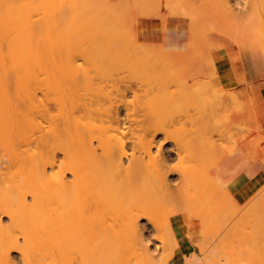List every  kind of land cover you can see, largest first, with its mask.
<instances>
[{"label":"bare ground","instance_id":"obj_1","mask_svg":"<svg viewBox=\"0 0 264 264\" xmlns=\"http://www.w3.org/2000/svg\"><path fill=\"white\" fill-rule=\"evenodd\" d=\"M104 1L0 0V264H168L173 250L182 248L169 218L179 215L181 209L178 221L196 231L204 221L197 217V212H203L204 208H199L194 198H200L201 203L202 193L208 190L199 185L213 164L202 163L204 153L216 147L226 150L236 143L232 132V136L227 134L232 143L225 139L228 146L222 145L225 134L218 129L219 116L215 129L210 128L215 116L213 109H204L201 97L197 96L199 80L206 78L197 75L200 73L197 68L205 64H198L200 56L201 59L206 54L210 57L209 53L218 46L231 44L234 67L242 71L246 63L255 70V75L264 76V0H247L249 3L245 0H200L198 5H201L194 6L196 9L186 0H173L170 5L168 2L172 0H137L144 9L141 17L145 8L148 12L144 16H150L157 5L159 10L153 13L154 17L157 14L161 29L153 31V18L140 20L142 34L137 43L131 42L136 46L130 47L136 49L135 53L132 50L133 54L129 45L125 46L129 51H124L122 36L118 37L120 32L116 33L117 28L111 25L115 22L108 20L111 24L107 25L99 21L102 16L99 18L95 14L98 20L93 17L92 9L106 7L108 1ZM121 2L120 9L115 4L116 10L110 3L109 10L113 7L118 12V16L111 19L130 12L132 21L134 11L121 10L125 9L124 0ZM161 4L169 9L163 11ZM175 5L183 10L176 9ZM117 9L124 13L119 15ZM173 9L179 14L172 13ZM131 25L134 27V22L128 26ZM122 26L124 29L126 25ZM147 29L151 31L145 34ZM124 31L127 30L120 35H125ZM129 34L123 35L125 39ZM133 34L129 35L130 39L132 35L131 40ZM191 35L195 45L202 41V52L206 54L193 55L194 47L201 44L191 46L190 43V49L187 43ZM151 39L163 41L162 46L155 50V42L151 44ZM207 40L215 41L207 44ZM149 44L153 50L146 48ZM214 62L215 59H211V68L218 78ZM135 66L149 74V71L157 73L158 77L154 73L156 78L148 82L150 86H144L148 90L142 88L138 92L130 86L132 82L125 85L128 83L122 81L124 71L128 76L129 71L136 75ZM184 69L188 74L177 78V72L183 76ZM164 70L174 71V83L168 77L171 73L161 75ZM188 87L195 88L189 115L184 100ZM128 92L134 97L133 101L136 100L135 104L138 93L142 95L143 92L148 97H143L142 114L138 111L141 115L138 118L142 117L140 122L135 117L137 111L133 107L136 105L131 107L126 101ZM175 94L182 100V105L175 109L155 105ZM227 118L232 126L250 131L243 125H236L231 114ZM127 121L135 124H127ZM227 121L224 119L225 123ZM225 123L222 125L227 129L228 123ZM175 124L180 125L179 128L190 124L188 132L192 135L187 133L178 143L169 130ZM157 134L161 135L159 139ZM239 137L237 143L246 140L245 134ZM254 143L256 152L262 156L260 162L257 161L259 168L264 170V147ZM172 154L174 164V159H170ZM221 154H217L216 159L222 157ZM218 179L215 182L219 185L214 182V186L221 185L222 190V182ZM257 182L242 190L239 202L248 207L246 211L241 208L243 213L237 212V218L230 213L231 218H236L234 220L229 219V215L223 218L222 215L227 214L223 208L227 204L226 208L231 209L229 205L232 204L236 212L242 205L234 206L236 195L231 189L223 188V192L215 187L217 192L213 190L216 193L213 194L215 197L219 194L215 198L219 207L215 206L222 210V213L217 212L220 229L215 235L216 242L206 243L209 246L197 244L199 252L186 257L185 264L193 260H199L198 264H264V182L262 187ZM251 189L254 190L249 194ZM182 196L191 199L178 201ZM173 201L182 203L174 205ZM165 202L167 205L163 206ZM168 202L173 203L169 206ZM188 202L194 210L197 207V212L191 210L192 207L188 209ZM151 205L167 211L156 214L148 209ZM171 205L176 207L171 209ZM177 206L180 207L177 209ZM106 219L113 241L103 244L97 231ZM165 237L171 242L170 246L166 245ZM163 244L169 250L165 253L167 249H163L165 255L160 257L157 254H162L159 250L165 246ZM99 247L100 255L93 257ZM182 252L185 254L184 249Z\"/></svg>","mask_w":264,"mask_h":264},{"label":"rangeland","instance_id":"obj_2","mask_svg":"<svg viewBox=\"0 0 264 264\" xmlns=\"http://www.w3.org/2000/svg\"><path fill=\"white\" fill-rule=\"evenodd\" d=\"M106 1H108V3L106 4V7L103 5V6H101V7H99L101 10H102V12L104 11V13L103 14H99V13H101L100 11V9L99 10H97V9H95V8H98V7H96L95 6V8H94V10L92 9V11H93V13H94V18H96V16L98 17L99 15L100 16H102L101 18H100V16H99V18H100V20L99 21H101V22H103V23H106L107 25L108 24H111L112 22H115V23H113V24H111L112 25V27L114 28V26H115V29L117 30L116 31V33L118 32H120V34L121 33H123L122 31L123 30H127L126 32L124 31V33H125V35H127V34H129V29H130V27L132 26L133 27V25H131L130 27L128 26V25H130L131 24V22H134V29L131 27V30H132V33H131V31H130V34H135V36H134V34H133V36H134V38H133V40H131L132 39V35H131V39L129 38L130 36V34L126 37V39H125V35L124 34H122V35H120V34H117V36L118 37H120V36H122L120 39H121V41H122V46L124 45V43H125V45H124V51L125 52H127V51H129L128 50V48H127V50H125L126 49V47L125 46H128L129 48L130 47H132V46H135L134 45V43H137V40L139 39V37H140V35L142 34V32L140 31V28H139V22H140V20H145L146 19V21H148V19L149 18H153L154 19V24H153V31L154 32H157L158 31V29L160 30L161 28H159L160 27V25H159V23H158V19H156L157 17V14H155V17H154V13L153 12H155V13H157V11L159 10V8L157 7L156 8V4H155V11H154V7H153V10L152 9H150V12H152V14H150V16L149 15H146V16H144V14L145 13H147L148 11L146 10V8H145V13L142 15V17H141V14L143 13V11H144V9L141 7L142 5H140V4H138V1L137 0H134V1H132V5H131V1L129 0V2H127V0H126V2H125V0H124V5H125V9H124V7H122V9L121 10H124V12L125 11H134V12H132L133 13V20L131 21V18L132 17H130V12H128L127 14H129V15H125V14H122V13H124L123 11H121V10H119L120 9V7H121V4H119V3H123V2H121V1H123V0H119L120 2L117 4V2H118V0H113V1H116V2H114L113 3V1L112 0H105L104 2L106 3ZM109 1H111L110 3H112L113 4V7L114 6H116L115 4H117L118 5V7H119V9H117V11H119V15H120V13L122 14V16H128V17H126L127 19H124L125 17H123V20L121 21V17L119 16V18L118 17H116V18H114V19H111L113 16L115 17V15L116 16H118V12L116 13V9L115 8H118V7H114V9H113V7H112V10L113 11H115V13L114 12H111L110 13V11H112V10H109L111 7V4L109 3ZM166 1H168V0H165V2ZM175 1V0H174ZM177 1V0H176ZM175 1V2H176ZM182 1V0H181ZM187 2L188 1H190L191 2V4H189L191 7H194L195 5L197 6L198 4H199V2H200V0H186ZM246 2H247V0H245ZM154 2H155V0H154ZM153 2V3H154ZM171 2H173V0L172 1H169L168 2V4L170 5L171 4ZM174 2V3H175ZM184 2V1H183ZM189 2V3H190ZM202 2V1H201ZM104 3V4H105ZM125 3H129L130 4V8H128V7H126V4ZM149 3V2H148ZM174 3L172 4V6H174ZM179 3V2H178ZM177 3V4H178ZM180 3H182V2H180ZM247 3H249V1L247 2ZM109 4V5H108ZM136 4V5H135ZM151 4V3H150ZM149 4V6H150V8H151V5ZM163 4V3H162ZM162 4H161V6H162ZM120 5V6H119ZM146 5H148L147 3H146ZM154 5V4H153ZM159 5V7H160V4H158ZM166 5V4H165ZM179 5V4H178ZM185 4L183 3V6H184ZM201 5V4H200ZM200 5H198V6H200ZM109 6V7H108ZM128 6V5H127ZM133 6V7H132ZM176 6V5H175ZM180 6V5H179ZM187 6H188V4H187ZM186 6V7H187ZM102 7H103V9H102ZM107 8L106 10H105V8ZM137 7V8H136ZM141 8L140 10H138V8ZM143 7H147V6H143ZM181 7V6H180ZM127 8L128 9H131V10H127ZM162 8H164L163 6H162ZM167 8L168 7H165L164 9H163V11L166 9L167 10ZM173 8H175V7H173ZM177 8H179V7H177L176 6V9ZM182 8V7H181ZM181 8H179V10H183V9H181ZM195 9H196V7H194ZM194 8H192L193 10H195ZM148 9V8H147ZM169 9V8H168ZM185 9V8H184ZM189 8L187 7V11H189L188 10ZM192 9H191V11H192ZM107 10H109V11H107ZM143 10V11H142ZM149 10V9H148ZM152 10V11H151ZM171 10V9H170ZM174 10V9H173ZM197 10H198V8H197ZM99 11V12H98ZM138 11H139V13H138ZM147 11V12H146ZM175 11H178V10H174V12H172V13H176ZM190 11V12H191ZM97 12V13H96ZM109 15V18H107L108 17V15H106V13ZM149 12V13H150ZM167 12V11H166ZM169 12V11H168ZM196 12H198V11H196ZM114 13V14H113ZM132 13H131V15H132ZM141 13V14H140ZM148 13V14H149ZM187 13V12H186ZM95 14H97L96 16H95ZM111 14V15H110ZM113 14V15H112ZM138 14L140 15V16H138ZM177 15L179 14V12H177L176 13ZM188 14V13H187ZM103 15H105V17L103 16ZM181 15H182V13H181ZM111 16V17H110ZM151 16H153V17H151ZM183 17H185L184 15H182ZM98 18V19H99ZM106 18V19H105ZM129 18H130V20H129ZM144 18V19H143ZM97 19V18H96ZM97 19V20H98ZM103 19V20H102ZM117 19V20H116ZM120 19V20H119ZM108 21V20H110V22L108 23V22H105V21ZM116 20V21H115ZM126 20V23L124 22ZM128 20V21H127ZM197 20V19H196ZM117 21H119V24L120 25H118V24H116V23H118ZM185 21H187L188 22V20H185ZM121 22H122V24H123V26H122V24H121ZM124 22V23H123ZM129 22H130V24H129ZM133 24V23H132ZM124 25H126L125 27H124ZM119 28H118V27ZM121 26L122 27H124V29H122L121 28ZM128 27V29H125V28H127ZM121 29V31H119ZM133 30H135V32L133 31ZM139 31H140V33H139ZM149 31H151V30H145L144 31V33L145 34H147V33H149ZM127 33V34H126ZM124 35V36H123ZM193 38V36L191 35L190 36V38ZM196 36H194V38H195ZM128 38V39H127ZM190 38L188 39L189 40V43H187V46L188 47H190V49H191V46H199L200 44H201V46H199V47H194V49L193 50H197V52H195V51H193V55H194V53H198L197 55H200L201 54V52H202V50L204 49V45H203V43H201L202 41H198L199 42V44L197 43V40L196 39H198L197 37H196V45L194 44L195 42H193V39L191 38V40H190ZM126 41H125V40ZM130 39V40H129ZM188 40H187V42H188ZM194 40V41H195ZM124 41V42H123ZM128 41V42H127ZM134 42V41H136V42H134L133 43V45H131L132 43L131 42ZM155 42V43H153V42ZM191 41V42H190ZM150 42H151V44L153 43V46H154V49L156 50H158V48H160L161 46H162V44H163V41H158V40H154V39H151L150 40ZM149 42V43H150ZM159 42H160V44H159ZM214 42V40H207L206 41V43L207 44H210V43H213ZM190 43H191V46H190ZM193 43V44H192ZM151 44H149L150 45V47H149V45H147V49L148 50H153V49H151V48H153L152 47V45ZM159 44V47L157 46ZM155 46H157V47H155ZM136 47V46H135ZM135 47H133V48H135ZM133 48L130 50V52H131V54H133L132 53V50H133ZM201 48V49H200ZM233 46L231 45V44H223V45H221V46H218L217 48H216V50H223L224 51V53L228 56V62H229V65L232 67V68H234V65H233ZM135 50L136 49H134L133 50V52L135 53ZM187 50H189V49H187ZM190 51V50H189ZM204 51V50H203ZM129 52V53H130ZM200 52V53H199ZM212 52H213V50L209 53L210 54V57L209 56H207V54L205 53V52H202L203 54H206V55H204V58H202L201 59V56H200V60H202V61H198V64H204L203 65V67L200 65L197 69L198 70H200L198 73L199 74H197L199 77L198 78H200L201 76L202 77H204V76H206V78L204 77V79L203 78H201L199 81H201V85L200 84H198L197 86H199L198 88H199V91L197 92V96L199 95L200 97H201V103H202V107L204 108V109H208V108H211V109H213V113H214V120H212V121H210V128L211 129H215V126H216V121H217V117H218V119H219V121H218V123L220 124L219 125V127H218V129H220V131H221V133L223 134H225V136H224V142L222 141L223 139H221L220 141H222L223 142V144L222 145H224L227 141H229L228 143H232V142H230L232 139H231V136L233 135L232 134V132L234 133V136L232 137V138H234L233 140H234V143H235V145L234 144H232V147H229L227 144H225V145H227L228 146V148L229 149H226V150H223V149H216L215 148V150H213L212 152H210V151H208V152H205L204 153V158L202 159V163L204 164V165H208L209 163H213L211 166H209L210 167V171L207 173L208 175H204V177L202 178V180H201V182H200V184L199 185H201V187L202 186H204V188H205V186H206V188L208 189V190H206V191H204L203 193H202V195H201V198L203 199L202 201H201V203H202V205L203 206H201L200 207V205H201V203H200V198L197 200V196H195L194 198H195V200L197 201V202H199V204H197V205H199V208H204V209H202V211L203 212H200V210H199V212L201 213H199V212H197V207H195L196 206V203H195V200H194V198L192 199L193 200V205L195 204V210H194V208H193V205L191 204L192 203V201H191V203H189L188 202V209H190L191 207V210H194V211H196L197 212V215L199 214V216H201V217H199V216H197L199 219L200 218H202L201 220H204L203 221V224L202 225H205L204 224V222H206V225L205 226H203V227H201L200 226V228H198V231H196L194 228H188V227H186L185 225H183L181 222H179L178 220H179V215L181 214V212L183 211V210H181L180 209V211L181 212H179L180 214L179 215H177V216H171L170 218H169V222H170V226L173 228V231L175 232V236H176V238H177V240H179V242H180V246L182 247V248H185L184 249V253L185 254H183V252H182V248H179V249H174L173 250V253H172V255H171V257L169 258V261H168V264L170 263V262H172L176 257L177 258H179V262L181 263V264H185V258L186 257H188L190 254H192V253H194V255H196V253H198L199 252V248H200V246L198 247V245L197 244H201L202 246H205V245H207V244H209V243H213L214 244V242H216V240L214 241V239L215 238H217V237H215V235H218V232H219V229H220V223H219V215H218V213L219 212H221L222 210H218V205L215 203V202H217V201H215V198H218V196H219V194H218V196H216L215 197V195L214 194H216L215 192H217V188H215V187H218L217 185L216 186H214L215 185V183L216 184H218L217 182H215V180H217L218 178V180H220V182H222V183H220V184H222V190L220 189V186L218 187L219 188V190H221V191H223V188H224V190H225V188H227L228 190L229 189H231L232 191H233V194H235L236 196H235V207H236V205L239 207L240 205H242L241 207H239L240 209L242 208L243 209V211H246L247 209V204L249 205V203H247L245 206H247L246 208L244 207V204H242V202H239L240 201V199H239V197H240V195H241V192H242V190L245 188V186H247V185H252V183L255 181V182H257L258 180V186H260L261 185V187L264 185L263 184V182H264V170H260V168H259V163L258 162H260V160H261V158H262V156L259 154V153H257L256 152V147H255V143L254 142H258V144H259V146L261 145L262 146V148L264 147L263 145H264V138L262 137V135H263V133L259 130V129H252V128H248V129H250V131L248 130H242V129H239V128H236V127H234V126H232L227 120H226V118L231 114L232 116H233V112L235 111V110H237L238 109V102H239V98H238V96H237V89H238V87H236L237 85H239L241 82L236 78L235 80H233L229 85H224L223 83H219L218 82V80H217V78L215 77L216 76V73H213L212 71V68H211V59H215V62H216V58L214 57V56H212ZM194 55V56H196L197 57V55ZM199 58V57H198ZM206 59V60H205ZM210 60V61H209ZM206 61V62H205ZM210 64H209V63ZM215 62H214V64H215ZM137 66H135L134 68H133V72H136V75L134 76V74H132V71H129V72H131V74L129 73V76H128V74H126L125 72L126 71H124L123 72V74H122V81L124 82V80H125V82H127L128 84H126L125 83V85H129V83L130 82H132V83H130V86L133 88V89H135L136 91L138 90V92L139 91H141L140 89H142L143 88V90L144 89H146V90H148L147 88H148V85L150 86V84H148V82L149 83H151L153 80H151L150 81V79L152 78H156L153 74L154 73H156V72H153L152 73V71H149L150 72V74L149 73H146L147 72V70H143L141 67H140V69H139V67H137L138 69H137V71L139 72H137L136 70L134 71V69L136 68ZM203 69H202V68ZM205 67V68H204ZM208 67V68H207ZM202 69V70H201ZM205 69V70H204ZM185 70V69H184ZM216 70V69H215ZM144 71H146V72H144ZM186 71V72H185ZM184 72H182L181 74L183 75V76H180V73L179 72H177V74H176V76H177V78H179V77H185L187 74H188V72H187V70H185ZM196 71V70H195ZM142 72H144V74H146V75H144V74H142ZM163 72V73H162ZM161 72V75L163 76H165V74H169V73H171V74H169L168 75V77H170V81H172V79L174 80V81H172V83H174L175 82V79H176V76L175 77H172V75L174 76L175 74H174V71H173V73L171 72V71H162ZM164 72H166V73H164ZM203 72H205V73H203ZM127 75H125V74ZM141 73V74H140ZM176 73V72H175ZM203 73V75H201ZM209 73V74H208ZM137 74H140V75H137ZM184 74H185V76H184ZM206 74V75H205ZM213 74V75H212ZM141 75H142V77H144V76H148L147 78H142L141 77ZM149 75H150V77H149ZM156 76H157V73L155 74ZM210 75V76H209ZM139 76H140V79H141V82L139 81L140 79H139ZM125 79H124V78ZM134 77V79H132V78ZM135 77H137V78H135ZM158 77V76H157ZM168 77H167V79H168ZM127 78H129V79H127ZM149 78V79H148ZM166 78V77H165ZM208 78V79H207ZM260 78V80H258V82H257V86L258 87H262V88H264V76H260L259 77ZM137 81H136V80ZM203 79V80H202ZM133 80V81H132ZM208 80V82H204V81H207ZM262 80V81H261ZM147 81V84L145 83V82ZM169 81V80H168ZM169 81V82H170ZM203 81V82H202ZM122 82V84H124ZM133 82H134V84L136 85V87L134 86V84H133ZM260 82V83H259ZM199 83V82H198ZM132 84V85H131ZM138 84V85H137ZM140 84H145V85H140ZM170 85H172L171 83H170ZM141 86V87H140ZM147 87V88H145V87ZM173 87V86H172ZM139 88V89H138ZM194 92H195V88H193V87H188V88H186L185 89V91H184V93L186 94L185 95V101H186V103H187V115H189L190 113H191V110H190V107H191V103H192V101H193V98L195 97L194 96ZM126 96H129V99L127 100V98H126V101L127 102H130L131 104H130V106L131 107H133L134 105H136V106H134L133 108L135 109L134 111H137V113L136 112H134V113H136L135 115V117L139 120V122L141 121V118H138V117H140L141 115H140V112H141V114H142V108H143V104H144V102L142 103V101H145V98L143 99V97H146V98H148L147 96H144L143 95V92H142V95H140V93H138V95H136L137 96V98H135V99H137V104L138 103H140L141 105H139L138 104V106H137V104H135V103H133V102H135L136 100H134L133 101V99H134V97L131 95V93H130V95H129V92H128V94L126 93ZM130 96L132 97V99L130 98ZM141 96V97H140ZM177 96V97H176ZM179 96V94L178 95H173V96H169L168 98H166L165 97V99L163 98V99H161V100H159L157 103H155V105H158V106H160V107H162V108H166V109H169V110H171V109H175L176 108V106L177 105H182V100L180 99V97H178ZM196 96V97H197ZM139 97L141 98V99H143V100H141V99H139ZM181 100V101H180ZM132 101V102H131ZM138 101H141V102H138ZM181 103V104H180ZM134 104V105H133ZM140 106V107H139ZM130 107V108H131ZM136 107V108H135ZM133 108H131L132 110H133ZM139 109V110H138ZM141 110V111H140ZM138 111H140V112H138ZM139 114V116H137ZM222 119H223V121H222ZM224 119H225V122L227 121V123H228V126H226L227 125V123H225L224 122ZM228 119V118H227ZM138 120H136L137 122H138ZM220 120H221V122H220ZM128 122V121H127ZM126 122V123H127ZM130 123H132L133 125L135 124V123H133V122H131V121H129ZM129 122L127 123V124H129ZM149 122V121H148ZM147 122V123H148ZM222 122H224L226 125V127H227V129L225 128V127H223V125H224V123H222ZM140 124V123H139ZM150 124V123H149ZM223 124V125H222ZM230 124V125H229ZM236 124V123H235ZM236 125H238V124H236ZM179 126L180 125H177V124H175V126H171L170 128H169V130H170V136L172 137V139H174V140H176L177 142L180 140V142H182V138L183 137H187V133H189V135L191 134L192 135V133L191 132H188L190 129V124L188 125V124H185V126L183 127V128H179ZM223 127V129H222V127ZM231 126V127H230ZM139 127V126H138ZM138 127H136V128H138ZM228 128H229V130H228ZM189 129V130H188ZM232 129H234V130H232ZM228 130V132H226ZM232 130V131H231ZM240 130V131H239ZM137 131H139V129L138 130H135V132H137ZM247 133V134H249V135H251V136H247V134L245 133V132ZM236 132H238V134L236 133ZM239 132H241L242 133V136H244V134H245V137H246V140H244L242 143L241 142H238L237 143V141H239L240 140V135H241V133H239ZM244 132V133H243ZM250 132V133H249ZM252 132V133H251ZM257 132H258V134H257ZM139 133V132H138ZM138 133H135V134H138ZM141 133V132H140ZM236 133V134H235ZM227 134H231V136L230 135H227ZM255 134H257V135H255ZM262 134V135H261ZM158 136H156V138H160L161 137V135L160 134H157ZM226 135H227V137H226ZM229 136V137H228ZM257 136H258V138H260V139H258L257 138ZM185 137V138H186ZM238 137V138H237ZM262 137V138H261ZM184 138V139H185ZM230 138V139H229ZM225 139L227 140V141H225ZM229 139V140H228ZM239 139V140H238ZM249 139V140H248ZM261 139H263V140H261ZM236 140V141H235ZM248 140V141H247ZM260 140V141H259ZM217 142H219V140L217 141ZM222 142H220V143H222ZM246 142H248V143H246ZM179 143V142H178ZM219 144V143H218ZM217 144V145H218ZM247 144V145H246ZM220 145V144H219ZM219 145H218V147H219ZM230 145V144H229ZM249 145V146H248ZM250 145H251V147H250ZM221 146V145H220ZM226 146V147H227ZM234 146V147H233ZM260 146V147H261ZM225 147V148H226ZM249 147V148H248ZM252 148V149H251ZM217 150H222V152L223 151H225L224 153V155L223 154H221L222 152H220L219 153V151L217 152ZM229 150V151H228ZM250 151V152H249ZM253 151V152H252ZM251 152H252V155H251ZM217 154L219 155V154H221V155H223L222 157H217L218 159H216V156H217ZM250 156V158H248L249 156ZM256 157H255V156ZM243 156H246V158L244 159V160H241V158L243 157ZM254 156V157H253ZM258 158H260V159H258ZM170 159H171V161H172V159H174L173 161H172V164H174V161H175V156L172 154L171 156H170ZM216 159V160H215ZM251 159V160H250ZM250 160V161H249ZM213 161H215V162H213ZM258 161V162H257ZM176 162V161H175ZM212 168V169H211ZM214 172H213V171ZM247 171V172H246ZM213 173L218 177V178H215L216 176L215 175H213ZM215 176V177H214ZM240 176V177H239ZM258 177V178H257ZM215 178V179H214ZM255 178V179H254ZM247 179V180H246ZM252 180V181H251ZM243 181V182H242ZM249 181H251V182H249ZM215 182V183H214ZM263 184V185H262ZM219 185V184H218ZM238 187V188H237ZM213 188H215V189H213ZM237 188V189H236ZM204 190V189H203ZM210 190V191H209ZM213 190H215V192H213ZM236 190V191H235ZM254 190V189H253ZM252 189L251 190H249V194H251V191H253ZM221 191H220V193H221ZM224 192V191H223ZM239 192V193H238ZM214 193V194H213ZM183 196H186V194L185 195H183ZM180 197V199H183V200H180V199H178V201H183L184 202V199L186 200V199H188V201H189V199H191V197L189 196V198L188 197H186V198H184V197ZM220 196H221V194H220ZM227 197V196H226ZM219 198H221L222 199V197H219ZM225 198V197H224ZM217 200V199H216ZM223 200V199H222ZM227 200V199H226ZM226 200H224V201H226ZM178 201H175V202H177L176 203V205H179L180 203H182V202H179V204H178ZM220 201V200H219ZM174 202V201H173ZM172 202V203H173ZM175 202H174V205H175ZM186 202V201H185ZM169 203H171V202H168V204ZM171 203V204H172ZM218 203V202H217ZM221 203H222V201H221ZM228 203V202H227ZM232 203V202H231ZM162 204V203H161ZM184 204V203H183ZM191 206H190V205ZM224 204V203H223ZM167 205V202H165V205H164V203H163V206H166ZM181 205V204H180ZM218 206V207H216V206ZM227 205V204H226ZM226 205H225V208H223L222 206V208H223V210H225L226 211V213L227 214H225L224 213V211H223V214H225V215H222L223 216V218H225L226 216H228L229 215V217L230 216H232L233 214L235 215H233V217H236V216H238V215H236L237 214V212L238 213H243V211H242V209L241 210H239V208L238 209H236L235 211L236 212H233V210L235 209L234 207H233V205L231 204V205H229V207L230 206H232L231 207V209L232 208H234V209H232V212L230 211L231 209H227L226 208ZM162 206V205H161ZM169 206H170V204H169ZM169 206L167 207V208H169ZM173 205H171V209L174 207H176V206H173ZM184 206V205H183ZM183 206H181L182 208H184L185 206H187V205H185L184 207ZM180 206H177V209L179 208ZM217 209H216V208ZM244 207V208H243ZM165 208V207H164ZM166 208V209H167ZM150 211H153V212H156V214L157 213H159V212H161L162 210H164L162 207H159V206H153V205H151L149 208H148ZM165 209V210H166ZM170 209V208H169ZM186 210H188L187 208H185ZM184 209V210H185ZM215 209L217 210V211H215ZM245 209V210H244ZM191 210H189V211H191ZM167 211V210H166ZM165 211V212H166ZM214 211H215V213H214ZM242 211V212H241ZM164 211H162V213H163ZM164 212V213H165ZM185 212V211H184ZM218 212V213H217ZM192 213V212H191ZM222 213V212H221ZM229 213V214H228ZM230 213L232 214V215H230ZM194 215H196L195 213H193ZM218 215V216H217ZM242 215V214H241ZM240 216V215H239ZM229 218V219H236V218ZM205 218V219H204ZM207 218H208V220H207ZM219 218V219H218ZM207 220V221H206ZM218 223H219V225H218ZM164 229H165V227H163ZM217 228V229H216ZM200 229V230H199ZM215 229H216V231H215ZM177 231V232H176ZM167 236V235H166ZM97 237H98V239L99 240H102V243L103 244H106V243H108L109 241L111 242V241H113V238H112V236H111V234H110V230H109V228H108V220L106 219L105 220V223H104V225H103V227L100 229V230H98L97 231ZM166 238V237H165ZM167 239H168V237L165 239L166 241H165V243H166V245H168V243H169V245L168 246H170V241H169V239H168V241H167ZM211 241V242H210ZM214 241V242H213ZM207 243V244H206ZM213 244H209V245H213ZM165 244H163V246H164ZM165 245V246H166ZM209 245H207V246H209ZM164 246V247H165ZM162 247V246H161ZM160 247V248H161ZM164 247H162V250L160 249L159 251H162V254H157V255H161L160 257H162L163 255H165V253H167L168 252V247L166 248H164ZM163 249H167L166 251L165 250H163ZM181 249V250H180ZM164 251H165V253H164ZM188 252V254H186ZM100 253H101V248L99 247L95 252H94V254H93V257H98L99 255H100ZM164 253V254H163ZM160 257L158 258V256H156L155 258H157V260L158 259H160ZM156 260V259H155ZM200 260H201V258H200ZM198 261L199 260H193V261H191V264H198ZM121 264H124V263H121Z\"/></svg>","mask_w":264,"mask_h":264},{"label":"crops","instance_id":"obj_3","mask_svg":"<svg viewBox=\"0 0 264 264\" xmlns=\"http://www.w3.org/2000/svg\"><path fill=\"white\" fill-rule=\"evenodd\" d=\"M212 56L216 58L215 69L220 84L229 85L236 78L241 82L236 86L238 87L239 105L238 109L233 112L235 123L259 129L264 134V88L255 85L260 80V76L255 75V70L246 63L243 65L242 71L238 67L232 68L228 62V56L223 50H213ZM169 264L181 263L176 257Z\"/></svg>","mask_w":264,"mask_h":264}]
</instances>
